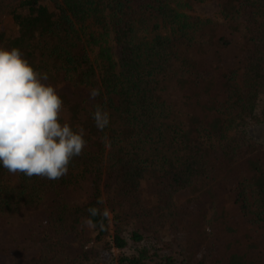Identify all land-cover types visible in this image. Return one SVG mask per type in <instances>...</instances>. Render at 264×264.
I'll return each instance as SVG.
<instances>
[{"label": "trees", "instance_id": "trees-1", "mask_svg": "<svg viewBox=\"0 0 264 264\" xmlns=\"http://www.w3.org/2000/svg\"><path fill=\"white\" fill-rule=\"evenodd\" d=\"M217 1L223 22L186 0H0L18 29L0 47L67 84L62 122L87 141L58 180L0 166V216L40 215L3 238L0 264H264V0ZM221 24L242 40L227 69Z\"/></svg>", "mask_w": 264, "mask_h": 264}, {"label": "clouds", "instance_id": "clouds-1", "mask_svg": "<svg viewBox=\"0 0 264 264\" xmlns=\"http://www.w3.org/2000/svg\"><path fill=\"white\" fill-rule=\"evenodd\" d=\"M48 79L19 49L0 47V166L9 173L58 180L87 145L82 126L73 130L68 121L62 122L64 103L56 88L45 83ZM99 95L100 89H90L89 99ZM92 118L101 132L110 123L108 111L98 104ZM101 141L108 143L107 137ZM87 211L90 217L100 213L95 207ZM102 215L107 217L109 210Z\"/></svg>", "mask_w": 264, "mask_h": 264}, {"label": "rangeland", "instance_id": "rangeland-1", "mask_svg": "<svg viewBox=\"0 0 264 264\" xmlns=\"http://www.w3.org/2000/svg\"><path fill=\"white\" fill-rule=\"evenodd\" d=\"M187 3L191 6L190 11H188L190 14L198 15L202 18L211 19L216 22H223L221 18V8H220V2L217 0L207 1L205 3L198 2L197 0H186ZM221 27L218 29V31L215 33V37L217 38H223L225 42H229L230 45H227L226 48L215 47L213 49V53L217 57V64L222 69L230 68L234 65V60L236 57L239 56L242 48V40L240 38L239 32L228 26V25H220ZM237 33H236V32ZM0 32H3L6 34L7 37L15 38L18 35V29L16 25L13 24L12 20L10 18H3L0 20ZM227 42V43H228ZM228 43V44H229ZM60 97L63 100L64 108L66 106V87L67 84L64 83L63 80H58L53 85ZM69 117V116H68ZM70 125L73 127V130H76V126L81 124L77 119H68ZM257 137L264 140V131L259 130L257 132ZM191 198V193L184 192L179 196V201L183 206H187V202ZM232 199L231 197H227V199L224 201V203L228 204L231 203ZM35 214V213H33ZM214 215V210H210L208 214V219L211 220ZM40 220V215H30L27 212H23L20 215L10 218L8 216H0V245H3V238L7 235L13 236V237H23L25 238L26 234V227L28 223H38ZM238 221V220H234ZM217 227V224H212L211 226H208L207 231L210 232L212 230L215 231ZM36 234V233H35ZM191 236V235H190ZM23 241V240H22ZM22 248H27L29 246V242L23 241L19 244ZM223 249L220 248L216 250L213 254V259L220 258ZM228 253V251L226 250ZM117 254V251L114 252ZM16 252H12L9 254V260L14 258ZM3 255L0 254V259Z\"/></svg>", "mask_w": 264, "mask_h": 264}]
</instances>
